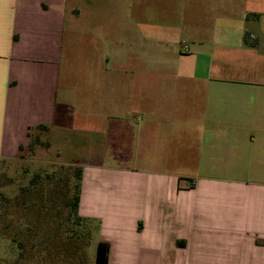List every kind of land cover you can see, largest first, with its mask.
<instances>
[{"label": "crops", "instance_id": "0c3cea01", "mask_svg": "<svg viewBox=\"0 0 264 264\" xmlns=\"http://www.w3.org/2000/svg\"><path fill=\"white\" fill-rule=\"evenodd\" d=\"M189 1L0 0V174L38 127L82 138L109 264H264V0ZM106 12L114 35L87 28L116 49L62 91L68 40Z\"/></svg>", "mask_w": 264, "mask_h": 264}, {"label": "rangeland", "instance_id": "374dc122", "mask_svg": "<svg viewBox=\"0 0 264 264\" xmlns=\"http://www.w3.org/2000/svg\"><path fill=\"white\" fill-rule=\"evenodd\" d=\"M185 1L186 0H184V3ZM189 3V0L186 1V3L181 8H188ZM110 8H114V3H111ZM103 14L104 16L99 17L94 13H91L90 16L83 17L82 19L84 20H90L89 24L86 22H81L79 29L80 35L76 38L77 42L68 40L67 47L65 46L67 51L64 53L62 65V91L67 89L69 81L71 83L75 81V83L79 84L80 88L78 90L81 91L84 80L89 78V74L94 75L96 73L97 69L100 67V60H102L104 57L100 55H94V51L98 53L99 49H101L104 51V53L108 52L109 55V51L116 49L114 43L111 44V42L108 40L109 37L115 33V29L111 25V23H115V19H113L115 16L111 15L112 13L109 12ZM121 18L123 17H120V19ZM120 19L116 18V23L114 25L115 27L125 24L120 23ZM88 25L92 29L97 26V31L100 30L96 32L97 34L101 35L102 32L104 33L103 37L108 38L105 40L106 46L98 45V43L100 44V41H102L100 40L101 36L97 37V35L94 33L95 31H90L89 28H87ZM81 26L83 29H87L84 31ZM86 33L90 35V38H87V40L83 41V36L86 35ZM70 35H72L71 32ZM71 37L72 36L68 37V39ZM136 66H138L139 70H141V65H133V67ZM124 69H126L125 71H130V66H123L122 70L124 71ZM76 100L81 102V97ZM72 119L75 120V127L81 130V126L77 124L82 122V116L79 117V115H77ZM92 120L97 121L95 118ZM38 134V132L34 133L33 137H37ZM38 137H40V140H42L43 146H36L33 155L29 153L27 148L26 151H21L20 157L18 159L4 161L1 164L0 176L3 174L16 181L15 184L8 183L10 185L3 188L2 191L5 194H8L12 197L15 196L21 181L24 182L23 184H27V182L35 173H40L42 176L53 173H60V176L66 174L67 176H70L71 181H74V178H72L73 172L75 169L79 168L78 164L74 162H76V160L80 163L84 162L81 159L83 146L82 138L79 140L77 137H75V134H73L66 138H60L59 143H56V141H52L53 139L51 136L45 132L40 134ZM77 152H79V154H77ZM89 163L99 164V160H90ZM119 166L121 168H123V166L127 168V166H130V164L120 161ZM23 172H25V175ZM23 177L25 178L23 179ZM39 186L41 195H43L44 199L43 201L38 200V208L39 210L43 211L44 216L48 219V222L54 223L53 227H56V225L60 223L63 218H65L64 216L62 218L58 217V212H60L59 206H62L63 204L61 195L59 193H54L55 191L54 187H52L53 185L49 187L47 180H44V182H42ZM37 192H39V189ZM54 208L58 210H53ZM49 227L51 230L52 227ZM49 227H47V229H49ZM67 227H69V225H67ZM98 231L94 226L91 233V240L87 242L88 244L83 245V243H79L80 245L78 250H76L75 255L68 254V256H66L65 253V257L63 256L62 251L61 254L58 255L60 259H58L59 261L56 259V255H52V249L51 252L50 249H48L47 252L41 253V249L43 248L39 246V239L35 242L38 244L34 250L30 249L28 251L27 248L25 251V257L17 258L20 250H18L16 244H13L14 233L9 232L6 234V236L0 238V264H95L97 243L99 238ZM123 258L125 260H130L131 257L126 256Z\"/></svg>", "mask_w": 264, "mask_h": 264}, {"label": "trees", "instance_id": "16d2710c", "mask_svg": "<svg viewBox=\"0 0 264 264\" xmlns=\"http://www.w3.org/2000/svg\"><path fill=\"white\" fill-rule=\"evenodd\" d=\"M36 130L47 132L49 129L41 126ZM29 137L28 151L33 155L36 146H43V143L39 137L34 138L32 133H29ZM23 174L25 175V172ZM82 176L81 168L74 170L72 177L74 181H71L70 176L66 174L60 176V173H53L42 176L40 173H35L27 184H23L24 182L21 181L17 193L13 197L5 194L2 190L10 185L8 183L15 184L16 181L3 174L0 176V238L9 232L14 233L13 244H16L20 250L17 258L25 257L26 249L28 248V251L34 250L38 243L43 248L41 253L47 252L48 249L51 252L52 249V255H56L57 260L62 251L63 256L65 253L66 256L68 254L75 255L79 243L88 244L94 226L98 231L100 225L95 220L86 219L79 215ZM44 180H47L49 187L53 185L54 193H59L63 201L62 206H59L58 217L64 216L65 218L56 227H53L54 223L48 222L43 211L38 208V200L43 201L44 199L39 186ZM38 189L40 195L37 192ZM49 226L52 227L51 230ZM38 239V243H35ZM109 261L110 245L102 241L98 242L95 264H109Z\"/></svg>", "mask_w": 264, "mask_h": 264}, {"label": "built area", "instance_id": "2783aa9c", "mask_svg": "<svg viewBox=\"0 0 264 264\" xmlns=\"http://www.w3.org/2000/svg\"><path fill=\"white\" fill-rule=\"evenodd\" d=\"M193 186V185H192Z\"/></svg>", "mask_w": 264, "mask_h": 264}]
</instances>
